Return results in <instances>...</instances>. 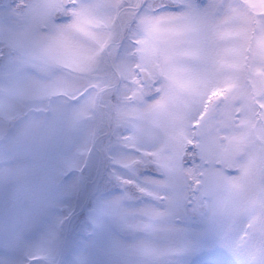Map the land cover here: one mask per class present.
I'll list each match as a JSON object with an SVG mask.
<instances>
[{"label": "snow or ice", "instance_id": "snow-or-ice-1", "mask_svg": "<svg viewBox=\"0 0 264 264\" xmlns=\"http://www.w3.org/2000/svg\"><path fill=\"white\" fill-rule=\"evenodd\" d=\"M0 264H264V0H0Z\"/></svg>", "mask_w": 264, "mask_h": 264}]
</instances>
